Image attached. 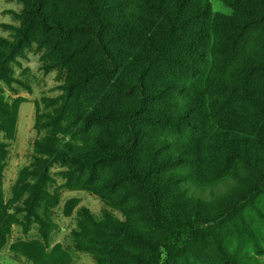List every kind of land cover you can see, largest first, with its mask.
Instances as JSON below:
<instances>
[{
    "label": "rangeland",
    "instance_id": "rangeland-1",
    "mask_svg": "<svg viewBox=\"0 0 264 264\" xmlns=\"http://www.w3.org/2000/svg\"><path fill=\"white\" fill-rule=\"evenodd\" d=\"M207 1L211 33L217 17L233 16L237 0ZM121 8L133 23L146 12L141 0H121ZM26 12V0H0V264H136L135 256H152L164 232L123 162L83 167L58 155L87 154L100 143L120 152L128 139L122 118L136 132L137 165L167 157L151 176L167 180L160 196L168 213L214 216L234 206L203 227L191 249L162 255L160 264H264V187L238 202L257 180L238 156L264 147V73L244 78L247 59L264 48V20L243 31L231 54L211 35L195 53L153 64L143 77L147 103L138 108L141 93L121 92L114 72L108 80L99 73L110 67L126 82L139 68L115 69L91 37L62 26L65 41L35 25L17 47ZM82 12L80 0H61L57 9L64 24ZM165 117L181 121L167 125ZM231 130L241 138L234 147L221 136ZM37 173L43 186L30 214Z\"/></svg>",
    "mask_w": 264,
    "mask_h": 264
},
{
    "label": "trees",
    "instance_id": "trees-1",
    "mask_svg": "<svg viewBox=\"0 0 264 264\" xmlns=\"http://www.w3.org/2000/svg\"><path fill=\"white\" fill-rule=\"evenodd\" d=\"M27 12L23 17V27L19 30L17 47L27 41L35 25L41 26L45 31L58 33L67 41L63 27H66L67 35L78 32L91 37L94 40V50L103 54L108 63L115 69L128 67L138 69L137 75L127 76L124 82L112 72H100L99 75L108 80L110 73L114 85L121 90L127 87L129 91L141 93L138 108L147 103L145 97L143 77L150 67L161 61H171L176 52L195 53L197 41L217 36L219 38L218 49L222 54H231L238 47L241 34L257 21L264 20V0H237L234 2V14L232 17H217L209 32L208 20L210 6L207 0H141L142 7L146 11L144 15H138L137 22H131L122 13L121 0H80L83 12L77 18L64 24L57 14L58 5L61 0H26ZM191 35V36H189ZM191 37V38H190ZM133 53L129 58L127 53ZM256 59L248 58L247 70L244 78L250 80L253 74L264 73V48L256 52ZM71 92L72 87H67ZM124 92V90H121ZM137 115V110L131 111L128 118ZM119 114L107 113L105 117L117 118ZM90 119L98 118L91 115ZM88 119V118H86ZM179 118L165 117L163 123L176 125ZM121 122L128 131L126 147L120 152L103 143L90 147L87 154L60 155L62 160L77 163L79 166H93L98 163L119 160L123 162L130 178L143 190L146 205L153 221L163 230L164 236L160 243L155 245L154 252L148 260L135 256L136 264H160L162 255L170 257L180 252L189 250L195 241L203 234V227H212L228 217L234 206L214 216H205L199 212L192 215L182 216L168 213L161 206V189L167 180L152 177V172L166 167L167 157L157 160L154 156L146 166L135 163L134 152L137 145L135 131L131 124L122 118ZM231 147L239 145L240 137L235 130L221 135ZM243 166L256 174V182L249 187L246 193L239 198L238 202L250 201L264 187V147L253 149L249 152L240 153ZM39 175V173H37ZM43 186V174L35 183V193L29 213L36 206L38 195ZM127 235L133 241L145 243L146 238L134 231H127ZM240 264H257L254 262H240Z\"/></svg>",
    "mask_w": 264,
    "mask_h": 264
}]
</instances>
